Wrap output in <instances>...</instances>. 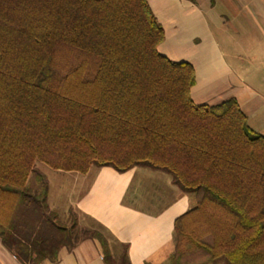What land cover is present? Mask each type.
<instances>
[{
	"label": "trees",
	"instance_id": "16d2710c",
	"mask_svg": "<svg viewBox=\"0 0 264 264\" xmlns=\"http://www.w3.org/2000/svg\"><path fill=\"white\" fill-rule=\"evenodd\" d=\"M163 41L147 0H0V242L20 264L87 239L128 264L48 211L36 164L163 172L190 202L166 264H264V137L234 99L195 104Z\"/></svg>",
	"mask_w": 264,
	"mask_h": 264
},
{
	"label": "crops",
	"instance_id": "0c3cea01",
	"mask_svg": "<svg viewBox=\"0 0 264 264\" xmlns=\"http://www.w3.org/2000/svg\"><path fill=\"white\" fill-rule=\"evenodd\" d=\"M147 1L164 31L159 52L194 69L193 102L212 106L234 99L249 128L264 137V0ZM219 6L224 12H218ZM213 26L226 33V50L213 34ZM138 169L120 174L104 167L92 174L82 206H77L86 217L82 228L107 237L115 262L124 245L128 264H166L173 251V222L188 210L189 201L171 187V180L165 187L159 178L143 177V182L162 186L156 196L148 193L146 185L134 188ZM91 172L90 168L86 178ZM165 197L168 202L162 204ZM0 264H20L1 242ZM41 264L105 263L100 244L87 239L71 249L61 248L54 263L44 260Z\"/></svg>",
	"mask_w": 264,
	"mask_h": 264
},
{
	"label": "rangeland",
	"instance_id": "374dc122",
	"mask_svg": "<svg viewBox=\"0 0 264 264\" xmlns=\"http://www.w3.org/2000/svg\"><path fill=\"white\" fill-rule=\"evenodd\" d=\"M217 10L218 12H224V9L220 6ZM223 30L225 31L226 27H224ZM212 31L223 49L226 50V33L221 30L217 31L215 26L212 27ZM35 169L36 172L45 177L48 194L46 198L48 211L56 213L61 223L67 226L70 224L71 220L75 218L77 221V227L83 229V225H86V217L80 213L77 206H82L81 202L84 198L83 195L86 193V181L90 179L93 173H97L99 169L91 168L92 172L90 175L88 174V178H86V175L84 176L73 172L53 171L42 164H36ZM144 176H148L150 179L159 178V183L163 184V182H165V187L167 181H170L169 175L163 172L151 171L146 168L138 169L137 174L133 178L132 186L134 188L140 187L142 189V187L146 185L145 188H147L148 193H150L151 196L159 195L158 192L163 190V188L155 182H149V180L143 182L142 179ZM28 185L33 188L36 187L33 175L29 176ZM171 187L175 188L173 185ZM166 198L167 197L162 200V204L168 202V199ZM174 198V194H171V200Z\"/></svg>",
	"mask_w": 264,
	"mask_h": 264
}]
</instances>
